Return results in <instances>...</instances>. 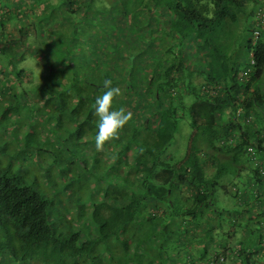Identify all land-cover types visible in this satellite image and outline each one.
<instances>
[{
    "label": "trees",
    "instance_id": "16d2710c",
    "mask_svg": "<svg viewBox=\"0 0 264 264\" xmlns=\"http://www.w3.org/2000/svg\"><path fill=\"white\" fill-rule=\"evenodd\" d=\"M143 1L105 0L99 6L101 0H0V95L7 99L0 105L3 112L13 111L17 117L24 111L40 112L48 118V137L54 135L60 143L83 138L94 143V100L103 90L102 81L111 79L121 89L115 106L133 116L117 138L106 142L104 149L114 142L120 150L113 157L104 155L109 177L98 182L101 199L89 201L82 213L74 205L78 222L53 217L55 203L29 179L13 174V158L20 152L11 151L7 157L1 152L0 264H264V0H147L148 12L160 19L139 13L137 5ZM110 13L122 26L114 24L117 17ZM96 14L108 19L100 22ZM135 19L136 26L139 21L144 26L137 38ZM32 24L48 30L61 26L47 35L44 29L34 30L47 41L41 61L50 72L46 69L41 82L15 63L16 38L34 29ZM156 25L172 41L162 38ZM143 32L148 38L145 47L153 42L151 52L160 49L171 59L160 58L143 70L123 63L122 70L139 71L137 84L124 82L122 70L112 67L115 63L106 68L108 75L74 76L81 69L75 70L74 61L99 67L112 57L123 59L130 51L118 56L122 47L117 43L128 39L136 49L144 44ZM163 39L168 42L161 44ZM86 45L97 48L94 56L85 54ZM106 48L111 50L108 57ZM183 49L196 63L183 62ZM194 74L202 81L196 84ZM186 77L191 80L181 84ZM144 78L148 80L139 85ZM93 80L97 86L91 85ZM9 97L16 100L8 104ZM186 114L192 133L185 155L174 159L167 150L178 120ZM249 115L259 129L242 126ZM20 124L10 126L17 130ZM28 127L11 136L25 140ZM34 142L28 140L24 148L33 151ZM51 158L54 162L47 164L60 167L61 159ZM83 163L78 176L84 175ZM57 171L58 177L52 172L45 176L53 196L55 179L74 180L65 177L66 171ZM33 178L39 179L36 174ZM220 186L235 202L226 210L216 206ZM60 205L61 211L67 208Z\"/></svg>",
    "mask_w": 264,
    "mask_h": 264
},
{
    "label": "rangeland",
    "instance_id": "374dc122",
    "mask_svg": "<svg viewBox=\"0 0 264 264\" xmlns=\"http://www.w3.org/2000/svg\"><path fill=\"white\" fill-rule=\"evenodd\" d=\"M53 2H58V0H52ZM104 1L105 0H101V3H96L99 6H104ZM131 1V0H129ZM147 0L143 1V4L137 5L136 2H131L133 5H137L138 8L140 9V14H144L142 16L149 18L150 16L154 19H160L159 15H156V12H153L152 14L148 12L147 10ZM107 0H106V4H107ZM252 6V4H250ZM146 7V8H145ZM22 12H24V10H21ZM105 14V12L103 13ZM111 15L115 16V18L117 17V15L110 13ZM107 15V14H105ZM148 15V17H147ZM134 16V15H133ZM135 17V16H134ZM71 20L74 19V17L72 18L71 15ZM95 19L99 20L100 22H105L107 19L105 18H100L99 15H95ZM145 19V18H144ZM64 20V19H63ZM91 21V20H90ZM89 21V22H90ZM136 21L137 19H135L133 21V25H134V29L136 30V33L134 32V36L137 38L136 34H139L140 32H142V28L144 27L142 25V23L139 21L138 25L136 26ZM120 19L117 17V20H115V23H119ZM253 24V17L250 21V24ZM18 24V21L17 23ZM19 25V24H18ZM33 25V24H32ZM122 26V21L120 22V24ZM118 25V26H119ZM26 26V25H23ZM139 26V27H138ZM158 28V34H160L162 36V38H166L168 40L170 37L165 35H162V31L164 30V28L160 25H156ZM10 27V26H8ZM34 29L31 28V31L28 32L26 35H23L22 37H19L17 40L19 43H16L15 49L17 50L16 56L17 59H15V63L17 64L18 69L23 68L26 71H28V73H30V75H32V77L35 79V81L37 82H41L42 81V77L46 76V69L48 70V72H50V66H47L44 61H41L42 59H45L42 51L44 49L47 48L46 46V42L47 41H43L44 38H41V36L37 37L36 33L34 30L36 31H41L42 29H44L45 32H43L45 35H47L49 32L48 31H54L58 28H60V24L59 25H52L51 28H49L50 30H48V27H42L37 26V25H33ZM36 27V28H35ZM67 28L70 29L71 26H66ZM92 27V26H91ZM242 27V26H241ZM68 29V30H69ZM96 29V28H95ZM141 31H140V30ZM122 30V29H121ZM27 31V30H26ZM90 31V29H89ZM13 32V31H11ZM46 32H48L46 34ZM64 32H67L64 31ZM9 32L7 31V34ZM42 33V34H43ZM11 35L13 33H10ZM9 35V34H8ZM5 36L6 38L8 37ZM108 33L105 35L108 37ZM144 35V32H143ZM257 33H253V37H256ZM248 36V35H247ZM4 37V38H5ZM135 37H131L133 40L131 41H136ZM5 38V39H6ZM161 38V39H162ZM9 39V37L7 38ZM43 39V40H42ZM139 42H142V40L137 39ZM144 44L140 43L139 46L136 47V49H134L133 45L130 46L128 43L130 42L128 39L127 41H123L120 43H117L119 46L122 47V49L120 51H118L116 54L118 56H124L123 53H125L126 51H130L127 52V55L123 57V59L117 58V56L112 57L111 59H108L106 63H102L101 66H97L94 67V65H90L89 63H84V61L81 59L74 61L75 63V70L77 69V66L80 67L81 69H77L76 71H74V76L76 75V78H78L77 76H90V75H94L95 77L97 76H104V75H108V72H110V70L106 69L107 67H110L111 64L115 63V65H112V67H117V71L121 72L122 68H123V63H126V65L130 64L133 68L136 69H140L143 70V68L145 67L144 65H148L149 67H152L154 65H156V60H159L160 58L163 59V62L165 61L166 58L171 59V56H164V53H160L163 52L162 50L158 49V54L151 52V46L153 45V42H149L147 44V46L145 47V43H147L148 38L146 37L145 39V35H144ZM172 41V40H171ZM162 42L167 43V40H162ZM176 42V41H175ZM132 43V42H131ZM78 44V42H77ZM79 45V44H78ZM144 45V46H143ZM169 45V43H168ZM94 45L92 47H89L86 45V52L85 54L88 55L89 54V58L91 56H94L93 52L97 50V48H94ZM168 49V48H167ZM102 50V49H101ZM107 52L104 54L105 57H108L109 53L111 52V50L108 48H106ZM142 50V51H141ZM160 50V51H159ZM76 53V51H74ZM175 52L178 53V50L175 48ZM171 55V54H170ZM180 55V54H179ZM183 55L185 56L184 58H182L184 63H189L190 61H195L196 59L190 60L189 58L187 59V54L186 51L183 49ZM173 58V57H172ZM144 59V62L142 61ZM144 63V64H143ZM196 63V62H194ZM195 65V64H194ZM143 66V67H142ZM148 67L146 66V69ZM160 68V67H158ZM198 68H196L195 70H197ZM116 70H113L111 72L113 73H117ZM127 70V71H126ZM76 72V73H75ZM187 72V71H186ZM136 73H139L138 70H128V67H126L125 69L122 70V77L124 78V82L130 84V85H135L137 84V80L135 78ZM185 77L184 73H181L180 77ZM192 80H194V82L197 84V82L202 81V76H200L199 74H194L192 75ZM87 80V79H86ZM148 80V78H147ZM146 78L143 79V81H141V83H139V85H142L143 83H145ZM185 83H181V84H187V82L191 79L183 78ZM183 80H181V82H183ZM98 81H91V85L94 84L97 86ZM121 85V84H120ZM101 89V88H100ZM138 90H140V88H138ZM16 95V94H15ZM87 96H90V93H87ZM188 98H190L189 94H187ZM16 97L18 99H21L22 101L24 100L22 96L20 95H16ZM92 98V97H91ZM94 98V96H93ZM5 100H7L6 98L1 99V95H0V105H4L5 104ZM16 98L14 97H9L8 99V104L12 101H15ZM37 103L38 104H42V99L37 97L36 98ZM123 100L126 101L127 98L123 97ZM7 104V105H8ZM22 108L23 107V103H19ZM38 104H36L38 106ZM37 110V108H35ZM15 112H9V113H5L2 111V109L0 108V154H2L1 152H5L6 154H2L4 156H8V154H10V152H14L15 150H18V152H20V155H18V157H14L13 159H15L13 161V165H17L15 167V172L13 173L15 176L19 177V176H23L24 179H29V182H33L34 186L41 192L44 193L47 197H49L56 205V212L54 210V208H51V215L58 216V218L62 219V216H66V220L63 221V223H69L76 220V215L77 210L76 207H78L77 209H79V211L84 212L85 206L88 204L89 201L93 202L94 199H98L100 200V195L98 193L100 184L98 183L99 180H105L109 177V174H106L108 172V161L107 159L104 157V155H108L110 157H113V155L117 154L118 151L120 150V147H117L114 142H109L106 145V149H102L100 151H98L95 147V144L90 141L87 140L85 138L79 141L76 140H71L70 142L67 141H62L60 143L59 139L56 138L54 135H52V137H48L47 134V129L48 127H46V121H47V117L43 116L42 114L40 115V112H37L39 114H36V112L31 113V112H27L24 111L22 113L21 116L17 117L15 114ZM51 113V112H50ZM67 116H64V118L66 119L67 122ZM16 121L17 123H21L19 128L14 129L13 125L12 127L10 126V123ZM50 122V123H49ZM48 124H52L53 121H49ZM29 125L28 127V132L27 133V137L25 140L22 139V137L16 138L14 136H11L12 131H19L20 129L25 130L26 127ZM9 125L10 128L8 129V131H6L5 126ZM17 126V125H15ZM57 129V128H55ZM9 132V133H8ZM13 133V132H12ZM25 133V134H26ZM52 133V132H51ZM192 133V128L190 125V117L188 114H186L185 116L181 117L178 120V125H177V129L175 131V139L173 144L168 148L167 152L172 155L174 157V159H180L182 158L186 151H187V147H188V143H189V139ZM50 134V133H49ZM54 134V133H53ZM34 139V143L32 146L33 151L31 150V148H27L25 149L24 146L26 145V142L28 140ZM53 143V144H52ZM51 146V148H50ZM52 146H54V149H52ZM42 150V151H40ZM48 150V151H47ZM98 153L99 157L96 155ZM12 155V154H11ZM55 156V158L57 159H61V163H60V167L59 165H53V167L49 166L47 163L49 162L50 165L54 162V160L51 158L52 156ZM13 156V155H12ZM54 158V157H53ZM27 161V162H26ZM86 161V169L84 168L82 171H84V175L82 176H78L75 173L77 172V169H79V166L84 164L83 162ZM43 163H46L48 166H46V164L44 165ZM70 167H69V166ZM124 164H122V167L120 168L121 170H123ZM205 168H207V166H205ZM57 170H63L66 171V176L68 179H74L72 180V182H67L65 183L61 178L55 179V183H54V189L52 187V192L56 193L55 196H53L52 193H50V188L51 186L48 184V180L45 176H47L48 174H50V172L54 173L57 177L58 175V171ZM223 171V169H221ZM220 170V171H221ZM211 172H214L213 170ZM33 174H36V176H38L39 179H35L33 178ZM224 177H222V180L226 183H228V178L227 176L225 177V175H223ZM93 179L91 180V184L88 186V182L87 180ZM75 181V182H74ZM84 185L87 187L86 189L83 188ZM229 189H231V184H228ZM74 189H79L78 192H74ZM55 190V191H54ZM58 201L59 204H58ZM60 203H63L67 208H65L62 214V211L60 209ZM74 205L76 207H74ZM178 205V204H177ZM235 205V202L232 198V196L230 195H225L223 193V190L221 188V186L217 189V193H216V206L220 209V210H226L227 208L233 207ZM59 207V209H58ZM86 213H89L90 210L87 209L85 211ZM124 231H120V233L122 234ZM123 240H125L126 237L122 236ZM236 238H238V236H236ZM200 246L198 245L197 248H194V251L196 252L198 250ZM119 253V252H118ZM228 264V263H227Z\"/></svg>",
    "mask_w": 264,
    "mask_h": 264
},
{
    "label": "clouds",
    "instance_id": "9594fccd",
    "mask_svg": "<svg viewBox=\"0 0 264 264\" xmlns=\"http://www.w3.org/2000/svg\"><path fill=\"white\" fill-rule=\"evenodd\" d=\"M103 90L94 100V115L96 116V130L94 133V143L98 151L102 150L106 142L117 138L120 131L132 120L130 111L124 107H116L115 99L121 95V89L113 86L111 79L102 81ZM260 121V120H259ZM246 124L242 126L247 127ZM259 129V126H255Z\"/></svg>",
    "mask_w": 264,
    "mask_h": 264
},
{
    "label": "built area",
    "instance_id": "2783aa9c",
    "mask_svg": "<svg viewBox=\"0 0 264 264\" xmlns=\"http://www.w3.org/2000/svg\"><path fill=\"white\" fill-rule=\"evenodd\" d=\"M257 33V35H258V32H256ZM257 35H256V37H257ZM239 111H241V110H239ZM254 115V114H253ZM253 115L251 116V115H249V117H248V119H247V121H246V124H253L254 123V121H252V119H253ZM224 260V258H221V261H223ZM207 264H217L214 260H210L209 262H207Z\"/></svg>",
    "mask_w": 264,
    "mask_h": 264
},
{
    "label": "crops",
    "instance_id": "0c3cea01",
    "mask_svg": "<svg viewBox=\"0 0 264 264\" xmlns=\"http://www.w3.org/2000/svg\"><path fill=\"white\" fill-rule=\"evenodd\" d=\"M150 13V12H149ZM11 27V26H10ZM10 27H8V28H10ZM12 29L10 28L9 29V31H11ZM14 32H16V31H14ZM37 35V34H36ZM16 39H18V38H16ZM178 264H181V262H178Z\"/></svg>",
    "mask_w": 264,
    "mask_h": 264
}]
</instances>
